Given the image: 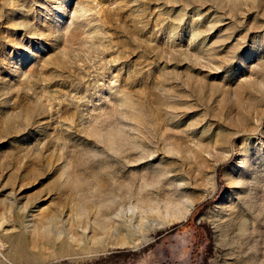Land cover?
<instances>
[{
    "label": "rangeland",
    "instance_id": "1",
    "mask_svg": "<svg viewBox=\"0 0 264 264\" xmlns=\"http://www.w3.org/2000/svg\"><path fill=\"white\" fill-rule=\"evenodd\" d=\"M0 264H264V0H0Z\"/></svg>",
    "mask_w": 264,
    "mask_h": 264
}]
</instances>
